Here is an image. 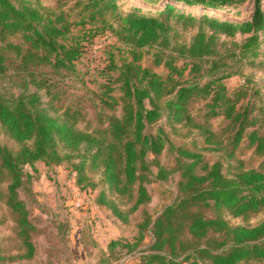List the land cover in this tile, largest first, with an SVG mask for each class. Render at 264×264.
Segmentation results:
<instances>
[{"label":"trees","instance_id":"trees-1","mask_svg":"<svg viewBox=\"0 0 264 264\" xmlns=\"http://www.w3.org/2000/svg\"><path fill=\"white\" fill-rule=\"evenodd\" d=\"M187 4H201L220 8L245 0H177ZM91 11L100 21L107 23L120 41L132 49V62L124 65L121 73L125 95L129 98L122 119L109 122L111 138L84 131L74 126V120L60 119L41 107L35 92H22L16 99L0 96V125L15 141L18 149L0 144V182L6 181L5 190L0 187V198L17 213V234L24 252L18 257L34 255L31 231L35 224L29 217V209L19 189L32 174L24 170L29 164L42 160L45 164L72 160L76 183L85 187L89 179L85 168L100 169L106 191L117 192L132 199L123 210L101 188L95 196L97 203L106 205L122 221L128 212L150 200L146 184L153 180H165L178 171L177 195L154 218L146 214L139 223V239L143 230L151 232V241L140 256V264H180L191 259V264H241V261L264 262V218L255 224H230L225 212L232 216H246L264 205V170L242 168L225 173L222 161L210 162L196 150L183 145H173L164 128L159 125L155 133L145 131V126L166 116L167 120L190 123L192 115L186 102L192 97L209 98L206 117L223 114L230 132L226 153L231 155L241 140L261 154L264 160V131L258 117L250 115L253 105L239 103L244 89L229 92L224 78L241 66H264V0H254L249 18L241 21L218 19L206 15L185 14L167 6L162 16H151L130 11L124 15L117 11L115 0H92ZM110 11V12H109ZM108 13L117 17V25L108 20ZM53 15V16H51ZM168 18L183 25L193 24L197 31L190 42L174 46L178 56L188 59L181 66L173 67L184 79H174L172 72L162 77L137 61L141 48L170 43L173 28ZM68 24L63 12H43L33 0H0V33L23 31L35 47L43 52L31 51L25 57L37 62L50 61L55 54V64L65 65L78 52L74 46L59 39L65 38ZM244 35L239 41L226 42L220 37ZM19 48L17 43L6 45ZM58 49L61 51L58 52ZM5 56L0 52V70ZM238 65L236 70L233 67ZM134 70V72H133ZM203 80V81H202ZM67 113V110L64 111ZM202 126V124H199ZM98 132V130H97ZM206 142L220 141L211 137L208 127ZM244 137V138H243ZM27 141H30L28 144ZM175 149V165L167 167L156 157L164 148ZM83 150L84 154L77 153ZM151 154L150 159L148 155ZM153 166L156 169H153ZM228 167H236L228 164ZM89 187V186H86ZM206 210L210 212L206 213ZM150 224V225H149ZM117 241L111 240L112 245ZM136 245V244H135ZM0 258H5L0 254Z\"/></svg>","mask_w":264,"mask_h":264},{"label":"rangeland","instance_id":"rangeland-1","mask_svg":"<svg viewBox=\"0 0 264 264\" xmlns=\"http://www.w3.org/2000/svg\"><path fill=\"white\" fill-rule=\"evenodd\" d=\"M38 2L43 12L55 14L63 12L65 38L59 39L66 47L72 45L77 54L65 65L55 64V54L50 52V61L37 62L24 53L43 52L35 47L23 31L1 32L0 52L5 56L3 70H0V96L16 99L22 92H35L50 114L74 120V126L84 131L111 138L109 122L113 118L122 119L126 111L128 97L125 95L121 73L126 63H131L133 54L129 45L120 41L107 23L93 17L92 0H33ZM117 11L124 15L130 11L151 16H162L167 6L195 16H210L230 21H241L250 17L254 0L233 3L220 8L206 7L201 4H187L177 0H115ZM110 12V11H109ZM53 16V15H51ZM108 20L117 25V17L108 13ZM172 25L168 46L153 45L141 48V57L137 61L150 71L165 77L173 74L174 79L187 76L177 75L173 67L183 65L185 59L178 56L174 49L181 42H190L197 31L193 24L183 25L174 18H168ZM244 35L220 37L226 42L239 41ZM17 43L19 48L5 45ZM61 49H58V52ZM187 59L185 62H188ZM238 65L233 67L236 70ZM134 72V70H133ZM203 81V80H202ZM229 92L244 89L239 95V103L253 105L250 115L258 117L261 130L264 131V66H241L230 76L224 78ZM209 98L192 96L187 102V111L192 115L188 124L167 120L162 116L154 123L147 124L145 131L155 133L161 125L173 145H183L201 152L210 162L222 161L225 173L242 168L264 170V160L246 140H241L230 156L226 153L229 145L227 136L230 132L223 114L206 117L205 102ZM67 110V113L64 111ZM202 124V126H199ZM204 127L213 131L212 139L220 141V147L214 148V142L205 141ZM98 130V132H97ZM244 138V137H243ZM30 144V141H27ZM0 144L11 149H18L20 143L12 139L0 125ZM80 154H84L80 150ZM175 149L164 148L157 158L167 167L174 166ZM148 157L151 159L152 155ZM45 164L42 160L34 162L35 169L29 164L24 170L32 177L19 189V196L24 198L29 217L35 224L31 231L34 243V255L30 258L18 257L24 252L21 238L17 234V213L9 208L5 198H0V264H140V256L151 241V232L145 228L139 239V223L146 214L154 218L162 208L175 200L177 195L178 171L165 180H153L146 184L151 198L134 211L128 212L124 222L109 207L96 202L95 196L101 188L106 191L100 169L85 168L92 183L81 187L76 183L72 161ZM233 164L236 167H228ZM155 170L156 167L153 166ZM89 186V187H86ZM5 190L6 181L0 182ZM117 205L126 210L133 202L126 195L106 191ZM82 205L75 206L77 198ZM210 212L206 210V213ZM228 222L234 224H255L264 218V205L246 216H232L225 212ZM150 225V224H149ZM111 240L117 242L112 245ZM136 244V245H135ZM180 264H191L189 261ZM241 264H264L260 261H241Z\"/></svg>","mask_w":264,"mask_h":264},{"label":"built area","instance_id":"built-area-1","mask_svg":"<svg viewBox=\"0 0 264 264\" xmlns=\"http://www.w3.org/2000/svg\"><path fill=\"white\" fill-rule=\"evenodd\" d=\"M78 199H80V198L78 197V198L74 201V205H75V206H80V205H82V203H83L82 199H81V202H80Z\"/></svg>","mask_w":264,"mask_h":264}]
</instances>
